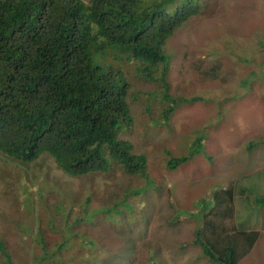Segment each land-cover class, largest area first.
<instances>
[{
    "label": "rangeland",
    "instance_id": "obj_1",
    "mask_svg": "<svg viewBox=\"0 0 264 264\" xmlns=\"http://www.w3.org/2000/svg\"><path fill=\"white\" fill-rule=\"evenodd\" d=\"M198 1L201 14L179 27L165 47L172 57L171 94L188 101L165 120L162 110L170 100L162 97L158 84L139 77L131 82L133 125L125 126L128 131L122 137L134 143L135 152L147 156L148 177L132 180L113 168L92 181L67 176L48 155L23 163L0 152L2 240L18 239L13 249L19 250L18 262L32 258L36 250L23 251L20 246L30 244L31 232L36 239L39 225L49 218L48 208L52 206L56 215L59 204L74 212L72 221L79 212L85 215L77 223L80 227H94V210L95 221L102 220L95 232L100 243L93 236L84 238L97 250L91 258L79 254L82 264H103L115 257L120 264H217L194 238L212 196L233 183L234 224L260 232L239 264H264V207L246 195V190L264 194V143L249 149L251 141L264 136V0ZM214 66H219L220 78H207L204 72ZM199 135L206 152L168 169L174 156L190 152V142ZM94 193L98 201L94 198L89 213L74 204L78 194L89 200ZM108 241L112 246L102 250ZM119 245L123 249H115Z\"/></svg>",
    "mask_w": 264,
    "mask_h": 264
},
{
    "label": "trees",
    "instance_id": "obj_2",
    "mask_svg": "<svg viewBox=\"0 0 264 264\" xmlns=\"http://www.w3.org/2000/svg\"><path fill=\"white\" fill-rule=\"evenodd\" d=\"M201 4L198 0H0V152L23 163L48 155L67 176L92 181L113 168L132 180L148 177L147 156L135 152L134 143L122 137L128 131L125 126L133 125L131 82L139 77L158 84L162 97L170 100L162 110L165 120L188 101L171 94V56L165 46L179 27L201 14ZM204 74L218 79L221 72L214 66ZM190 143V152L174 156L168 169L206 152L203 135ZM259 143H264V136L251 141L249 149ZM78 195L74 204L89 213L97 194L89 200ZM246 195L264 207V194L246 190ZM212 198L194 243L217 264H239L260 232L234 224L233 183ZM47 212L49 218L39 225L36 239L31 232L30 244L20 246L23 251L36 250L24 263L18 262L19 250H13L18 239L2 240L5 229L0 226V264H82L79 254L93 256L97 247L86 245L84 238L93 236L100 243L95 232L102 220L95 221V210L94 227L78 226L85 215L79 212L72 221L74 212L59 204L56 215L52 206ZM6 233L8 238L12 232ZM109 246L108 241L102 250ZM120 262L115 257L103 264Z\"/></svg>",
    "mask_w": 264,
    "mask_h": 264
},
{
    "label": "clouds",
    "instance_id": "obj_3",
    "mask_svg": "<svg viewBox=\"0 0 264 264\" xmlns=\"http://www.w3.org/2000/svg\"><path fill=\"white\" fill-rule=\"evenodd\" d=\"M196 16H197V15H196ZM190 19H191V18H190ZM190 19H189V20H190ZM189 20H188V21H189ZM167 43H168V42H167ZM167 43H166V44H167ZM165 47H166V46H165ZM165 51H166V49H165ZM166 52H167V51H166ZM167 53H168V52H167ZM168 54H169V53H168ZM169 55H170V54H169ZM170 56H171V55H170ZM171 60H172V57H171ZM170 71H171V69H170ZM169 76H170V72H169ZM170 81H171V80H170ZM12 161H14V160H12ZM194 244H195V243H194ZM195 245H196V244H195ZM123 247H124V246H123Z\"/></svg>",
    "mask_w": 264,
    "mask_h": 264
}]
</instances>
